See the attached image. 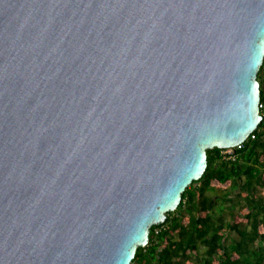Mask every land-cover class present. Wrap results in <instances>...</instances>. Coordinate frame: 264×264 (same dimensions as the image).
I'll return each instance as SVG.
<instances>
[{
  "label": "water",
  "instance_id": "water-1",
  "mask_svg": "<svg viewBox=\"0 0 264 264\" xmlns=\"http://www.w3.org/2000/svg\"><path fill=\"white\" fill-rule=\"evenodd\" d=\"M263 58L264 0H0V264H130Z\"/></svg>",
  "mask_w": 264,
  "mask_h": 264
},
{
  "label": "trees",
  "instance_id": "trees-1",
  "mask_svg": "<svg viewBox=\"0 0 264 264\" xmlns=\"http://www.w3.org/2000/svg\"><path fill=\"white\" fill-rule=\"evenodd\" d=\"M256 79L258 127L230 159L224 149H206L202 176L149 227L130 264H264V58Z\"/></svg>",
  "mask_w": 264,
  "mask_h": 264
},
{
  "label": "built area",
  "instance_id": "built-area-1",
  "mask_svg": "<svg viewBox=\"0 0 264 264\" xmlns=\"http://www.w3.org/2000/svg\"><path fill=\"white\" fill-rule=\"evenodd\" d=\"M261 107V105L259 104V108ZM253 137V135H252ZM235 147H240V145H237ZM235 147H231V148H224V150L222 151V154L227 156V158H231L232 157V154H233V148Z\"/></svg>",
  "mask_w": 264,
  "mask_h": 264
},
{
  "label": "rangeland",
  "instance_id": "rangeland-1",
  "mask_svg": "<svg viewBox=\"0 0 264 264\" xmlns=\"http://www.w3.org/2000/svg\"><path fill=\"white\" fill-rule=\"evenodd\" d=\"M233 237H235V234H232Z\"/></svg>",
  "mask_w": 264,
  "mask_h": 264
}]
</instances>
